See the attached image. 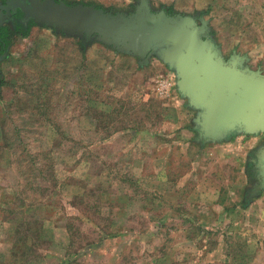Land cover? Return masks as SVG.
<instances>
[{
    "label": "rangeland",
    "instance_id": "1",
    "mask_svg": "<svg viewBox=\"0 0 264 264\" xmlns=\"http://www.w3.org/2000/svg\"><path fill=\"white\" fill-rule=\"evenodd\" d=\"M144 1L202 12L221 54L264 75V0ZM0 72V264H264V191L243 198L261 135L197 140L156 57L32 26Z\"/></svg>",
    "mask_w": 264,
    "mask_h": 264
},
{
    "label": "water",
    "instance_id": "2",
    "mask_svg": "<svg viewBox=\"0 0 264 264\" xmlns=\"http://www.w3.org/2000/svg\"><path fill=\"white\" fill-rule=\"evenodd\" d=\"M17 0L6 1L5 11ZM19 5L27 18L67 37L99 43L144 61L152 56L173 71L177 92L197 111L193 120L204 143L228 133L264 134V75L246 59L221 54L203 20L153 11L142 0L129 14H110L92 6L53 0Z\"/></svg>",
    "mask_w": 264,
    "mask_h": 264
},
{
    "label": "flooded vegetation",
    "instance_id": "3",
    "mask_svg": "<svg viewBox=\"0 0 264 264\" xmlns=\"http://www.w3.org/2000/svg\"><path fill=\"white\" fill-rule=\"evenodd\" d=\"M6 1L8 0H0V25H7L9 28H12L16 23L25 26L29 21H32L30 18H27L24 15L22 9L19 7V5L28 7V0H17V3L13 5V8H9L8 11L3 9V6H7ZM53 1L57 3L63 2L61 0ZM141 4L142 0H136L131 11H133L136 6H140ZM194 18L197 20V22L202 19L197 14L194 16ZM206 33L207 35H210L208 31ZM196 113L197 111H195V114ZM193 131L197 140L203 139L202 135L199 133V129L195 125ZM230 134L232 133L225 134L224 138L230 136ZM257 135H261L259 142H257V144L247 152L245 158L244 173L246 176L247 185L243 190V198L245 201L252 200L264 191V134H255V136Z\"/></svg>",
    "mask_w": 264,
    "mask_h": 264
},
{
    "label": "trees",
    "instance_id": "4",
    "mask_svg": "<svg viewBox=\"0 0 264 264\" xmlns=\"http://www.w3.org/2000/svg\"><path fill=\"white\" fill-rule=\"evenodd\" d=\"M67 5H76V3H68ZM81 5H84V4H81ZM84 6H90V5H84ZM93 8L102 10L103 12H107L110 14H116V13L108 12L107 10L100 9L98 7H93ZM131 12L132 11L126 12V13H121V14H129ZM165 13L168 15L174 14L168 8L165 9ZM197 13H198L197 15L202 14V12H197ZM32 26H38V25H36L33 21H29L25 26L22 24L16 23L13 25L12 28H9L7 25H0V63L6 61L9 58V50L12 47V45L14 44V38L16 36L25 37L29 31V28ZM42 27H44V26H42ZM51 31H53L54 35L63 36V34L60 32H55L54 30H51ZM85 42H86L85 39H83V40L79 39V52H83L84 47L87 45ZM108 49H110V48H108ZM1 77L2 76L0 75V78ZM1 87H2V85H1Z\"/></svg>",
    "mask_w": 264,
    "mask_h": 264
},
{
    "label": "crops",
    "instance_id": "5",
    "mask_svg": "<svg viewBox=\"0 0 264 264\" xmlns=\"http://www.w3.org/2000/svg\"><path fill=\"white\" fill-rule=\"evenodd\" d=\"M8 59H9V58H8ZM8 59H7V60H8ZM4 62H5V61H4ZM0 75H2V73H1V72H0Z\"/></svg>",
    "mask_w": 264,
    "mask_h": 264
}]
</instances>
